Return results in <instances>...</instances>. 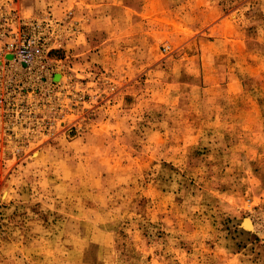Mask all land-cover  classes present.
Here are the masks:
<instances>
[{"label":"rangeland","instance_id":"374dc122","mask_svg":"<svg viewBox=\"0 0 264 264\" xmlns=\"http://www.w3.org/2000/svg\"><path fill=\"white\" fill-rule=\"evenodd\" d=\"M0 264H264V0H0Z\"/></svg>","mask_w":264,"mask_h":264},{"label":"built area","instance_id":"2783aa9c","mask_svg":"<svg viewBox=\"0 0 264 264\" xmlns=\"http://www.w3.org/2000/svg\"><path fill=\"white\" fill-rule=\"evenodd\" d=\"M25 25L27 26L28 24L25 23ZM32 25L34 30L36 27L41 29V25L38 23ZM47 26L50 27V25ZM17 36L18 37L14 41L6 44V56L11 57V62H17L18 69L27 71V69L33 66L36 57V59L38 58V62H36L38 67H40V69H45L43 61L46 56L41 53H46V49L44 48V50H41V48H39L40 43L37 42V37L34 34L27 35L26 32L17 34ZM37 50H39L38 54L40 55L37 54Z\"/></svg>","mask_w":264,"mask_h":264},{"label":"bare ground","instance_id":"6f19581e","mask_svg":"<svg viewBox=\"0 0 264 264\" xmlns=\"http://www.w3.org/2000/svg\"><path fill=\"white\" fill-rule=\"evenodd\" d=\"M60 79V77L58 78V80ZM243 227L249 231H252L254 228H253V223L251 220L247 219L244 221L243 223Z\"/></svg>","mask_w":264,"mask_h":264}]
</instances>
